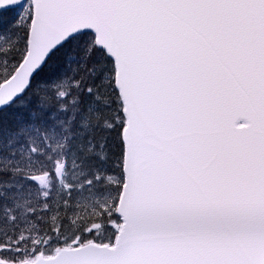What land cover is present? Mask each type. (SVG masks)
I'll return each mask as SVG.
<instances>
[{"label":"snow or ice","instance_id":"obj_1","mask_svg":"<svg viewBox=\"0 0 264 264\" xmlns=\"http://www.w3.org/2000/svg\"><path fill=\"white\" fill-rule=\"evenodd\" d=\"M0 264H264V0H0Z\"/></svg>","mask_w":264,"mask_h":264},{"label":"trees","instance_id":"obj_2","mask_svg":"<svg viewBox=\"0 0 264 264\" xmlns=\"http://www.w3.org/2000/svg\"><path fill=\"white\" fill-rule=\"evenodd\" d=\"M14 17H15V11H11V12H8L6 14V19L7 20H12V19H14Z\"/></svg>","mask_w":264,"mask_h":264},{"label":"rangeland","instance_id":"obj_3","mask_svg":"<svg viewBox=\"0 0 264 264\" xmlns=\"http://www.w3.org/2000/svg\"><path fill=\"white\" fill-rule=\"evenodd\" d=\"M10 21V20H9Z\"/></svg>","mask_w":264,"mask_h":264}]
</instances>
